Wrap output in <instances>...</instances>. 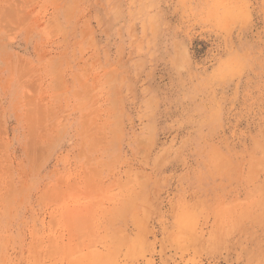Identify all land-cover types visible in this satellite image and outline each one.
<instances>
[{"label": "rangeland", "instance_id": "obj_1", "mask_svg": "<svg viewBox=\"0 0 264 264\" xmlns=\"http://www.w3.org/2000/svg\"><path fill=\"white\" fill-rule=\"evenodd\" d=\"M0 264H264V0H0Z\"/></svg>", "mask_w": 264, "mask_h": 264}]
</instances>
